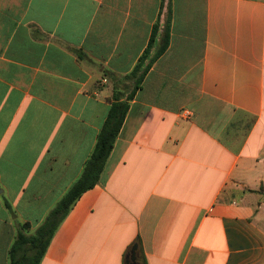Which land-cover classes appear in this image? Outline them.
Here are the masks:
<instances>
[{
	"label": "crops",
	"instance_id": "0c3cea01",
	"mask_svg": "<svg viewBox=\"0 0 264 264\" xmlns=\"http://www.w3.org/2000/svg\"><path fill=\"white\" fill-rule=\"evenodd\" d=\"M114 96L128 110L101 179L39 264H134L133 246L136 264H264V0H0V264L79 176Z\"/></svg>",
	"mask_w": 264,
	"mask_h": 264
},
{
	"label": "trees",
	"instance_id": "16d2710c",
	"mask_svg": "<svg viewBox=\"0 0 264 264\" xmlns=\"http://www.w3.org/2000/svg\"><path fill=\"white\" fill-rule=\"evenodd\" d=\"M158 29L159 26L155 24L152 28L148 46L144 50L142 56H140L132 72L129 74V76H136L138 74L136 86L139 85L152 62L162 54L168 46L170 37L169 18L165 21L157 46L153 54L149 57L153 43L157 38ZM78 56L82 57L83 54L78 52ZM146 59H148L147 62ZM127 110L128 101L121 100L120 97L114 96L105 121L97 134L94 147L89 157L84 162L81 173L34 231L30 230L28 222L20 224V230H18L8 251L9 264L40 263L52 236L69 213L71 207L82 193L91 189L100 181L106 161L114 146ZM4 203L11 212L12 217L16 220L15 212H13L10 204L7 200H5ZM137 257L136 251L134 264L137 263Z\"/></svg>",
	"mask_w": 264,
	"mask_h": 264
},
{
	"label": "water",
	"instance_id": "95a60500",
	"mask_svg": "<svg viewBox=\"0 0 264 264\" xmlns=\"http://www.w3.org/2000/svg\"><path fill=\"white\" fill-rule=\"evenodd\" d=\"M135 249H136V246H133V248L131 250V254H130L131 259H134V257H135Z\"/></svg>",
	"mask_w": 264,
	"mask_h": 264
},
{
	"label": "built area",
	"instance_id": "2783aa9c",
	"mask_svg": "<svg viewBox=\"0 0 264 264\" xmlns=\"http://www.w3.org/2000/svg\"><path fill=\"white\" fill-rule=\"evenodd\" d=\"M182 115L188 117L190 115V112L188 110H184Z\"/></svg>",
	"mask_w": 264,
	"mask_h": 264
},
{
	"label": "rangeland",
	"instance_id": "374dc122",
	"mask_svg": "<svg viewBox=\"0 0 264 264\" xmlns=\"http://www.w3.org/2000/svg\"><path fill=\"white\" fill-rule=\"evenodd\" d=\"M77 179V178H76ZM0 198H2V200L4 199V195H1L0 194ZM5 198L7 199V197L5 196ZM8 200V199H7ZM9 204H10V202H9ZM10 206H11V204H10ZM11 208H12V206H11ZM12 210H13V208H12ZM10 212V211H9ZM13 212H14V210H13ZM10 215H11V212H10ZM16 221H17V219H16Z\"/></svg>",
	"mask_w": 264,
	"mask_h": 264
}]
</instances>
